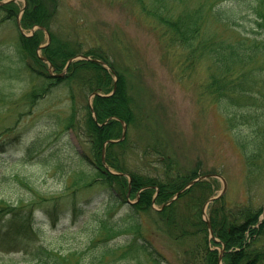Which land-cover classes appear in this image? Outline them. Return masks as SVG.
Returning a JSON list of instances; mask_svg holds the SVG:
<instances>
[{
  "label": "rangeland",
  "instance_id": "obj_1",
  "mask_svg": "<svg viewBox=\"0 0 264 264\" xmlns=\"http://www.w3.org/2000/svg\"><path fill=\"white\" fill-rule=\"evenodd\" d=\"M53 1L47 5L51 14L55 5L54 17L51 15L54 49L100 50L126 77L135 106L125 152L129 167L150 165L155 157L146 159L143 152L152 147L151 153L158 149L175 160L183 174L197 171L198 175L222 176L227 182L224 197L228 207L264 206V126L259 104L249 107L238 101L229 110L220 107L207 94V66L200 62L193 69H182L180 50L168 47L163 30L129 0ZM23 6L24 0L15 4L19 9ZM5 17L6 12L0 10V200L16 205L32 203L33 207L29 197L37 193L33 201L39 206L32 222L25 223L28 233H18L12 228L14 223L1 220L0 264H48L35 255L41 248L65 257L77 253L84 264H94L89 257L96 245L114 247L125 242L126 236L109 241L99 223L103 217L123 216L126 200L111 210L108 192L98 181L78 195L77 212L73 207L63 210V206L57 210V219L45 214L54 198L67 194L64 183L70 179L61 166L72 165L76 158L69 136L72 134L86 156L87 166L95 157L84 127L76 128L80 137L56 124L69 114L64 86L33 104L25 96L40 87L36 76L45 69L30 58L21 59L19 29L14 18L5 21ZM39 33L41 42L46 43V33ZM254 97L260 99V94ZM75 101L78 108L89 102V96L76 86ZM237 111L240 115L234 119ZM83 114H77L78 122L84 123ZM31 146L37 147L36 154L25 158ZM54 151L62 159L61 166L53 164ZM217 181L215 194L223 189L221 179ZM146 235L164 264H183L185 247L163 234ZM105 259L95 260L96 264H115L114 257Z\"/></svg>",
  "mask_w": 264,
  "mask_h": 264
},
{
  "label": "trees",
  "instance_id": "obj_2",
  "mask_svg": "<svg viewBox=\"0 0 264 264\" xmlns=\"http://www.w3.org/2000/svg\"><path fill=\"white\" fill-rule=\"evenodd\" d=\"M138 7L139 12L147 19L154 20L163 30L168 47H176L180 51L179 58L183 69H193L198 63H204L210 72L207 94L222 108H234V103L242 102L244 106L254 107L259 104L263 109L264 126V0H129ZM28 6L22 17L24 28L43 25L50 28L54 17L48 3L53 0H27ZM57 4V2H56ZM9 18H15L18 8L14 4L4 7ZM213 27H217L214 29ZM224 34H219V30ZM218 31V32H217ZM217 33V34H215ZM40 35L36 33L31 38L21 37L22 52L26 51L35 57V50L40 43ZM45 54L55 64L59 65L77 53L62 52L52 46L45 49ZM89 55V54H88ZM94 57L102 55L90 52ZM62 59V63L57 61ZM263 58V59H262ZM38 62V60H37ZM118 74L117 90L110 97H97L94 108L99 123L108 118L119 117L129 125L135 120L133 100L128 93L125 76ZM41 90L34 89L29 95L32 104L44 98L53 88L63 84L68 90L71 106L68 116L57 121L58 126L65 130L84 127L89 139L90 151L95 162L86 165L85 161L75 152V159L68 167L61 166L62 159L54 151V165L61 166L70 182L64 183L66 195L54 198L52 207L45 214L57 217V210L73 207L78 195L94 184L100 183L109 193L108 207L112 210L122 203L130 190V198L139 200L135 204L126 203L125 214L118 219L103 217L99 230L107 233L109 240L126 235L123 246L111 247L108 244L96 245L94 253L89 257L103 262L107 257H114L115 264H164L160 255L156 256L155 248L146 233H159L167 236L178 245L185 247L182 251L183 264H218L219 251L215 247L226 246L223 258L224 264H264V220L259 223L263 208L252 205L228 207L225 200H216L210 206V220L216 242L209 238V232L203 220V207L206 201L215 193V180L201 181L182 193L172 204L162 211L153 209V197L158 190L156 203H167L188 181L198 176L197 171L183 174L175 160L164 152L151 148L144 149L145 158L154 156L150 165L132 169L126 163L127 139L115 144H109L106 149V161L115 171L128 173L132 177L131 186L126 177L109 173L102 164L101 151L103 144L109 139L121 136L122 127L119 122L111 120L100 127L92 118L89 109L83 114L84 123L78 122V109L75 100V85L81 84L84 91L95 90L108 93L113 85L112 75L101 65L93 62L74 63L68 74L61 79L47 77ZM256 88H259L256 90ZM260 94V99L254 96ZM85 110V109H84ZM240 113L233 114L234 119ZM80 134V133H79ZM247 150V148H245ZM153 152V151H152ZM35 151L30 148L26 157H31ZM84 170L81 171L82 167ZM86 169V170H85ZM157 188V190H156ZM37 193L29 197L33 207L19 203L0 200V231L1 220L14 223L13 229L18 233H28L25 223L32 222L34 212L39 206L33 199ZM67 204V205H66ZM72 209V210H73ZM1 241V239H0ZM35 255L48 264H84L82 255L72 253L65 257L47 249H38ZM162 256V255H161ZM162 261V262H161Z\"/></svg>",
  "mask_w": 264,
  "mask_h": 264
},
{
  "label": "water",
  "instance_id": "obj_3",
  "mask_svg": "<svg viewBox=\"0 0 264 264\" xmlns=\"http://www.w3.org/2000/svg\"><path fill=\"white\" fill-rule=\"evenodd\" d=\"M3 4H4V2H1V1H0V5H3ZM125 129H126V126H125ZM124 135H125V133H124ZM210 177H215V176H214V175H207V176H203V177H200V178H198V179H196V180L191 181L187 187H185L182 191H180V192L177 194V196H178L181 192H183L185 189H187L189 186H192L193 184H195L197 181H199V180H204V179H207V178H210ZM226 186H227V185H226V183H225L224 191H223L218 197L211 198V199L209 200V202H213L215 199L220 198L221 196H223V195L225 194V191H226ZM207 224H208L209 228L211 229V224H210L209 221H207ZM223 252H224V250H222V254H223ZM221 260H222V255L220 256V261H221Z\"/></svg>",
  "mask_w": 264,
  "mask_h": 264
}]
</instances>
